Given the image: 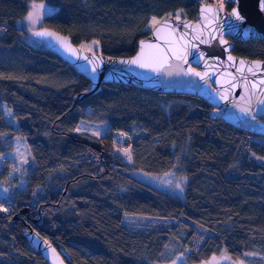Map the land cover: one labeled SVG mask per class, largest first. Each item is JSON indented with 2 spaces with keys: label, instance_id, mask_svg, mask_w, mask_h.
I'll return each instance as SVG.
<instances>
[{
  "label": "trees",
  "instance_id": "16d2710c",
  "mask_svg": "<svg viewBox=\"0 0 264 264\" xmlns=\"http://www.w3.org/2000/svg\"><path fill=\"white\" fill-rule=\"evenodd\" d=\"M36 2L45 4L39 28L128 57L151 17L182 10L195 19L200 3L219 0ZM29 3L0 0V156L19 140L32 162L20 173L23 189L12 186L14 165L0 166V181L13 187L10 210L0 212V264H47L23 234L28 225L67 264L164 263L174 258L172 242L188 263L225 250L264 264V117L235 127L203 96L113 82L78 99L90 81L45 45L28 43L17 26ZM231 42L233 54L264 58V39ZM81 120L106 122L108 131L77 132ZM116 131L127 135L118 141ZM122 148L130 149L128 162L115 152ZM169 171L184 179L181 197L134 175Z\"/></svg>",
  "mask_w": 264,
  "mask_h": 264
},
{
  "label": "water",
  "instance_id": "95a60500",
  "mask_svg": "<svg viewBox=\"0 0 264 264\" xmlns=\"http://www.w3.org/2000/svg\"><path fill=\"white\" fill-rule=\"evenodd\" d=\"M209 4L210 3H200L198 5L195 19L181 16V20L176 21L174 19L175 14H172V24L174 27L178 28L176 33L177 37L181 33L187 32L188 36L185 37V39L191 40L192 37L197 34L192 28L185 29L183 24L188 23L193 26L204 24L205 21L200 19V9ZM232 4L233 6L230 9L224 8V11L220 13V23L223 25L224 39L228 41V44L221 45L218 39L212 40L208 36L207 31L202 39H207L208 43L201 44L199 41H193V43L198 45V48L190 49V52H204L205 59L208 63L205 64L203 60H197L192 55H189L188 63L182 66L187 70L189 65H191V67L198 72H207L208 76L204 80L196 76L198 85H186L184 88L162 87L159 83L160 73L157 74L150 69L140 68L134 64L120 62L121 60H128L137 55L140 51L141 40L159 44L162 48L168 46L163 40H157L151 29L139 40L138 48L131 56H111L99 50H93L96 53L97 59L100 61L95 72H92L93 65L90 64L88 60L83 59L85 56L92 59L93 53L86 49L81 50V47L72 43L68 36L47 27H41L36 30L41 31L48 29L60 36L68 37L73 48L77 50L76 55L66 51L54 37L33 36L42 41L47 48L51 49L59 57L71 64L77 72L90 81L89 89L79 93L77 95L78 99H82L97 92L101 84L108 82L139 85L157 91L192 93L207 99L208 103L218 112L223 122L236 127L250 116L264 117V104L257 103V97L264 99V92L261 91L264 90V84L259 83L260 80L264 79V58H248L233 54V43L231 39L239 41L264 39V12L260 11L259 0H237L236 3L232 2ZM210 5L217 7V5ZM232 8L238 9L241 16L244 18L243 21H236L229 16ZM229 25H235V27L229 28ZM229 54L233 57L232 61L228 60ZM240 61L245 62V68L242 73L237 72V68L240 67ZM254 61L261 62L259 70L254 69L255 75L247 71V67L251 66ZM178 62L182 63L181 61ZM228 73H231L236 79L233 80L232 76H229ZM245 77L250 81L247 92L244 88ZM233 83H235L237 87L233 88ZM251 83H256L257 88L253 89ZM225 90H227V100L221 98V96L225 94ZM242 96L244 99H241ZM241 108H249L251 110V115L242 112ZM250 129L256 132H262V130H255L254 126ZM23 210L25 211L26 208ZM27 227L28 228L23 233L24 236L30 246L41 255L47 264H60L61 261H63V264H67L63 258L61 249H57L36 229H33L29 225ZM52 249H55L58 256L53 254Z\"/></svg>",
  "mask_w": 264,
  "mask_h": 264
},
{
  "label": "snow or ice",
  "instance_id": "6c2138e0",
  "mask_svg": "<svg viewBox=\"0 0 264 264\" xmlns=\"http://www.w3.org/2000/svg\"><path fill=\"white\" fill-rule=\"evenodd\" d=\"M231 2L236 3L237 0H231ZM224 8H225V0H219L217 7H213L212 5L209 4L200 9V13H201L200 19L205 21L204 24L202 25L198 24L193 26L191 24L184 23L183 27L185 29L192 28V30L195 33H197L192 37L191 40L185 39V37L188 36L187 32H183L177 37L176 33L178 31V28L174 27L172 24V14H168V16L159 20L155 16L151 17L148 23V28L153 30V34L157 40H163L164 43L168 46L166 48H162L159 44L141 40L140 51L137 53V55L128 60H121L120 62L134 64L140 68L150 69L151 71L157 74L163 72L167 76H173V75L179 76L181 74L184 76L194 75L204 80L208 76L207 72H198L196 71V69L192 68L191 65H189L187 70H185L182 65L188 63L189 55H192L197 60H203L205 64L208 63V61L205 59L204 52H190V49L198 48V45L193 43V41H199L201 44L208 43L207 39H202L206 31L208 33V36L212 40L218 39L221 45L228 44V41L224 39L223 25L220 23V19H221L220 13L224 11ZM259 8L260 11L264 12V0H259ZM44 11H45V4L43 2L37 3L36 0H32L30 10L27 12L26 16L24 17V20H26L30 25V29H34V26L42 19ZM181 14H182V10L177 11L175 13L174 19L176 21H180ZM229 16L234 18L236 21H243L244 19L237 8H232L231 12L229 13ZM233 27H235V25H229V28H233ZM32 34L38 37H54L57 40V42L66 51L70 52L73 55L77 54V50L73 48L70 39L68 37L60 36L59 34L50 31L48 29H44L41 31L33 30ZM91 45H99V41L94 40L91 42ZM91 45H82L81 50L86 49L87 51L93 53L92 59H89V57L87 56L83 57V59L88 60V62L93 65L92 72H95L97 69V65L99 64L100 61L97 59L96 53L93 51ZM228 60L229 61L233 60L231 54H229ZM173 61H181L182 63H173ZM260 64H261L260 61L252 62L251 66L247 67V71L255 75L254 69L259 70ZM244 68H245V62L240 61V67L237 68V72L242 73L244 71ZM228 75L232 76L233 80L236 79V77L233 76L231 73H228ZM249 83L250 81L245 77L244 88L246 92L248 91ZM259 83L264 84V79L260 80ZM232 87L235 88L237 87V85L233 83ZM251 87L255 89L257 88V84L251 83ZM261 91L264 92V90ZM221 98L225 100L228 99L227 90H225V94H223ZM241 99H244V97L242 96ZM257 103L264 104V99L257 97ZM241 111L251 115V110L249 108H241ZM252 118L255 119V116H253ZM75 131L82 132L85 131V129L78 126L75 129ZM92 135L99 136L100 133L98 131H95L92 132ZM120 135L126 136L127 134L120 133ZM118 150L123 151L124 154L128 156V159L131 160V154L128 148H122ZM17 152L21 157L20 163L27 164L28 160L27 158L24 157V154L19 153V150H17ZM260 159H264V157H261ZM13 171H19V169L14 168ZM165 175L168 174L166 173ZM166 183H171V181H166ZM175 187L182 191L179 183H177ZM4 191L7 192L8 189L5 188ZM0 211L7 212L8 209L4 208L3 206H0ZM52 252L54 255L58 256L55 249H52ZM224 258L229 259L227 256H225ZM212 260L216 261V258L213 257ZM60 264H63V261H61ZM173 264H176V262L173 261ZM240 264H243V262L241 261Z\"/></svg>",
  "mask_w": 264,
  "mask_h": 264
},
{
  "label": "rangeland",
  "instance_id": "374dc122",
  "mask_svg": "<svg viewBox=\"0 0 264 264\" xmlns=\"http://www.w3.org/2000/svg\"><path fill=\"white\" fill-rule=\"evenodd\" d=\"M213 5H216L215 3ZM31 3L28 4V11L30 10ZM26 16V15H25ZM24 16V17H25ZM24 17L19 19L17 21V26L22 27L25 30L26 35L23 36L24 39L33 45L34 47L37 46H44V43L40 41L39 39L35 38L32 34V31H36L40 26H41V21H39L35 26L34 29H30V25L26 20H24ZM159 20V18H157ZM94 41V40H92ZM85 42V43H80L79 46L81 47L82 45H91V42ZM93 50H98V45H91ZM173 63H180L178 61H173ZM159 83L160 86L162 87H171V88H184L186 85H191L195 86L198 85V80L196 76L194 75H189V76H184V75H173V76H167L163 72L160 73L159 75ZM248 123V121H245ZM81 128L85 129V132H95L98 131L100 135L106 134L108 131V125L106 122H90L87 120H81L78 124ZM77 126V127H78ZM121 132L116 131L113 133V136L118 140L122 141L124 139V136L120 135ZM99 135V136H100ZM13 149L11 151L5 152L4 155L0 156V166L4 164H10L14 165V168H18L19 171H13L11 170L10 173V178L16 179L15 183H12L19 189H23L25 186V181L24 179L20 178L21 176V171L24 169H30L32 168V162L30 159L29 152L26 148V146L19 140H14L13 144ZM129 149V148H128ZM17 150H19V153H23L24 157L27 158L28 163L27 164H21L20 159L21 157L19 156ZM130 150V149H129ZM116 154H118L121 158H123L124 161H129L128 156L124 154L123 151H120L118 149L115 150ZM168 175H165V174ZM161 175H153V174H148L144 172H135L134 175L135 177L139 178L140 180L154 186L160 189H163L167 191L168 193L174 195V196H182V191L180 189H177L175 185L177 183L180 184V188L183 190L184 186V179L181 177L179 174H177L174 171H169ZM166 181H171V183H166ZM7 188L8 191L5 192L4 189ZM12 195H13V187H11V184H7V181L1 182L0 181V206H3L4 208H7L8 211L10 210L9 205L12 200ZM7 211V212H8ZM4 213V211H0ZM133 220V217H131ZM137 222L144 223L145 221H152L155 220L154 218H136ZM169 249L173 252H175L174 258H172L169 261H166L164 263H157V264H173V261L176 262V264H240L242 261L243 264H248L247 258L242 257L241 259H235L234 257H231L225 250H221L218 254H215L211 256L210 258L200 261V262H194V263H188L187 261H184L182 258V255L178 253V244L176 242H172L171 246ZM246 255V254H245ZM227 256L229 259H225L224 257ZM260 254H251V257H260ZM215 257L216 261H213L212 258Z\"/></svg>",
  "mask_w": 264,
  "mask_h": 264
},
{
  "label": "flooded vegetation",
  "instance_id": "af4514ba",
  "mask_svg": "<svg viewBox=\"0 0 264 264\" xmlns=\"http://www.w3.org/2000/svg\"><path fill=\"white\" fill-rule=\"evenodd\" d=\"M197 78V77H196Z\"/></svg>",
  "mask_w": 264,
  "mask_h": 264
}]
</instances>
